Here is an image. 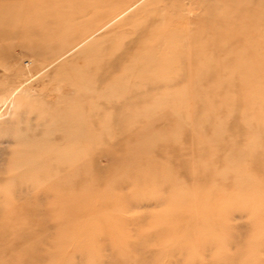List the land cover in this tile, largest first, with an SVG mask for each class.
<instances>
[{
  "label": "rangeland",
  "instance_id": "obj_1",
  "mask_svg": "<svg viewBox=\"0 0 264 264\" xmlns=\"http://www.w3.org/2000/svg\"><path fill=\"white\" fill-rule=\"evenodd\" d=\"M0 264H264V0H0Z\"/></svg>",
  "mask_w": 264,
  "mask_h": 264
}]
</instances>
